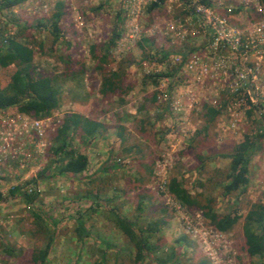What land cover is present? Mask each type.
Masks as SVG:
<instances>
[{"label": "rangeland", "instance_id": "374dc122", "mask_svg": "<svg viewBox=\"0 0 264 264\" xmlns=\"http://www.w3.org/2000/svg\"><path fill=\"white\" fill-rule=\"evenodd\" d=\"M67 1L62 3L64 12L58 23L69 44L53 42L45 21L56 10V1L39 8L30 0L28 11L23 3L16 6L0 22V34L14 35L29 45L36 72L54 76L60 91L58 106L48 114L54 125L76 113L103 121L99 131L104 137H97L98 133L91 135L95 139L71 136L72 149L86 153L89 162L83 172L69 175L58 172L59 161L52 156L58 143L47 134L46 164L35 185H30L35 189L34 200L27 202L20 195L0 203V264H33L32 254L40 250H46L44 264H99L103 257L104 264H134V245L116 225L115 215L135 221V228L146 230L148 241L159 244L161 250L176 246L179 264H197L200 256L210 264H258L261 259L245 251L243 220L252 203L264 201V134L261 149L250 157L244 193L222 195L229 170V159L222 154L230 153L246 135L251 137L259 129L264 133L262 115L242 109L234 119L231 113L236 110L228 108L226 91H218L220 97L213 106L206 90L212 84L196 83L192 73L173 62L177 51L186 54L203 49L202 37L168 38L167 23L182 17L174 14L175 9L147 7L133 19L123 14L119 0ZM224 2L235 7V0ZM218 12L238 28L258 18L253 10L241 7L229 12L219 8ZM116 32L119 37L108 50L103 72L124 71L127 91L103 96L98 56L100 47ZM163 52L169 54L162 60ZM14 70L13 65L0 67V87L10 82ZM158 73L170 76H161L156 84L144 83L146 76L149 81ZM259 75L256 88L263 95L264 74ZM153 92L154 102L150 99ZM162 93L167 100L163 101ZM144 97L148 98L145 102ZM166 104L168 110L163 111ZM206 107L221 108L210 123ZM120 125L129 136L122 143L117 135ZM173 177L192 195L211 197L216 213L236 209L239 220L231 229L219 231L197 207L182 204L169 191ZM79 223L88 231L82 237ZM181 236L193 246L176 245ZM144 262L157 264L152 254Z\"/></svg>", "mask_w": 264, "mask_h": 264}, {"label": "trees", "instance_id": "16d2710c", "mask_svg": "<svg viewBox=\"0 0 264 264\" xmlns=\"http://www.w3.org/2000/svg\"><path fill=\"white\" fill-rule=\"evenodd\" d=\"M25 0H0V8L12 14V9L24 2ZM56 10L46 19V24L53 36V42L66 41L64 35L60 32V25L58 21L63 16L64 10L61 2L57 3ZM264 6V0H262ZM153 3L148 6L152 9L156 6ZM11 19V18H10ZM9 19V20H10ZM10 22L14 23L10 20ZM40 24V23H39ZM42 24V23H41ZM7 36V37H6ZM119 37V32L114 33L112 37L100 47L98 56L99 64L96 66L100 72H103L104 64L107 62L108 50L115 43ZM180 53V51H177ZM169 52L162 53V60L167 57ZM34 53L29 45L24 44L14 35L0 34V67L5 68L13 65L15 70L11 75L10 82L5 87H0V108H14L16 111L28 113L33 117L45 116L55 109L60 101V91L55 84L54 76L44 75L36 72L35 65L33 64ZM67 64L68 62L65 61ZM64 72V74H66ZM161 76H170V73H158L152 76L148 81V77L144 78V83L153 82L156 84ZM127 86L124 83V71H110L103 72L101 75L99 92L105 96L108 94L124 95ZM156 92H153L150 99L152 102L156 101ZM148 100L144 97V102ZM120 101H122L120 97ZM166 104L163 111H167ZM142 108L147 109V105L143 104ZM206 119L210 123L214 118L220 114L221 108L206 107ZM252 112L250 109L249 113ZM118 119V118H117ZM100 123L91 121L83 116L71 113L63 118L62 125L51 136L57 142V146L53 147V160H58L59 169L61 174H77L83 172L87 167V156L82 152H75L68 140L76 133L77 136L93 135L98 131ZM118 138L120 142L128 140V135L125 136L124 127H118ZM123 129V130H122ZM122 130V131H121ZM258 132V131H257ZM263 131L255 135L245 136L244 139L234 144L233 149L228 154H222L229 159V170L225 178V183L222 185V195L227 196L233 192L244 193L246 186L249 182V160L250 157L261 149V142L263 138ZM139 150V148H136ZM57 156V158H55ZM34 182L37 180L34 178ZM21 187L16 185L8 192V195L2 196L0 193V203L6 199L16 196H22L27 202H32L36 197L35 193H27L20 191ZM169 191L184 205L188 207H197L203 216L219 231H227L239 220L240 216L237 214L236 209L232 213L219 214L216 213L211 206V197L205 196L204 198L199 195H192L189 193L182 184L173 177L169 183ZM139 204L138 208L140 207ZM116 225L123 231L124 235L134 245L135 257L134 264H144V259L150 254L154 255V261L157 264H179V255L176 246L167 248L166 251L161 250L159 244L150 243L148 239L150 234L144 235L146 230L138 227L135 228V221L128 220L125 217L115 215ZM154 231L156 229H153ZM152 231V230H151ZM147 233V232H146ZM78 234L80 237L88 234L85 226L79 223ZM243 235L245 251L251 257H259L261 261L258 264H264V201L252 203L244 216L243 220ZM184 243L188 247L193 244L187 239L186 236H181L177 239L176 245ZM163 251L164 255H161ZM159 252V253H158ZM34 254V253H33ZM32 254L33 264H44L46 250L38 251L37 255ZM105 258L101 259L99 264H104ZM141 262V263H140ZM197 264H210L204 257L200 256Z\"/></svg>", "mask_w": 264, "mask_h": 264}, {"label": "built area", "instance_id": "2783aa9c", "mask_svg": "<svg viewBox=\"0 0 264 264\" xmlns=\"http://www.w3.org/2000/svg\"><path fill=\"white\" fill-rule=\"evenodd\" d=\"M29 1L22 2L27 6V11ZM31 1L39 8H46L49 1L65 3V5L68 2L67 0ZM119 1L124 10L123 14L133 19H136L134 15L137 17L153 3L167 8V11L175 9L174 14L181 13V18H172L167 23L170 31L168 38L189 40L202 37L203 49L194 48L186 54L178 52L172 56L173 62L184 72L187 70L192 73L196 83L212 84L210 86L207 84L206 90H209L208 100L213 106L220 97L218 91H226L229 97L228 108L230 109L231 106L236 110L234 115L231 113V116H235L234 119L242 109L259 112L264 119V93L261 95L256 88L259 73L264 74L262 0H235V7L225 3V0ZM240 7L251 9L258 14L255 20L248 19L243 28L231 25L227 17L218 12L219 8H225L229 12L232 8L238 10ZM9 13L0 8V22L5 20ZM193 25H197L194 30L188 29ZM199 27H201V32L199 31L201 35L198 33ZM134 30H137V26ZM8 32L11 34V29ZM161 98L165 101L168 96L162 93ZM61 122L59 119L54 125L49 115L33 117L10 107L0 108V183L7 185V189L0 187L3 197L16 185L21 189L24 187L23 191L27 193L35 190L31 187L35 185L33 179L37 178L46 164V136L48 133L53 135Z\"/></svg>", "mask_w": 264, "mask_h": 264}, {"label": "crops", "instance_id": "0c3cea01", "mask_svg": "<svg viewBox=\"0 0 264 264\" xmlns=\"http://www.w3.org/2000/svg\"><path fill=\"white\" fill-rule=\"evenodd\" d=\"M90 120H91V119H90ZM91 121H96V123H102V124H104L103 121H99L98 119H95V118H93V120H91ZM101 126H102V125H101ZM99 128H101V127L98 126V128H97V129H98V131H97L98 134H96L97 137L99 136V134H101V132L99 131ZM101 129H102V128H101ZM101 131L103 132V130H101ZM96 135H95V136H96ZM101 135H102V137H104L103 134H101ZM86 136H87V135H83V137H86ZM95 136H91V135H90V137H91V138H94V139L97 138V137H95ZM80 152H83V151H80ZM83 154L86 155V153H83ZM86 156H87V161L89 162L88 155H86Z\"/></svg>", "mask_w": 264, "mask_h": 264}]
</instances>
